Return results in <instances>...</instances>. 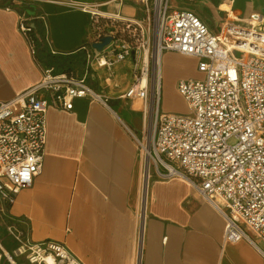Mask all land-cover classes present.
Masks as SVG:
<instances>
[{"label": "crops", "instance_id": "crops-1", "mask_svg": "<svg viewBox=\"0 0 264 264\" xmlns=\"http://www.w3.org/2000/svg\"><path fill=\"white\" fill-rule=\"evenodd\" d=\"M10 1L39 10L53 53L85 52L86 64H74L71 74L85 75L96 91L109 98V106L88 98L75 99L73 109L50 106L42 170L12 202H3L6 215L32 241L64 242L85 264H264V253L249 239L224 242L225 218L188 179L161 175L152 164L148 172L137 135L147 128L151 141L153 103L139 100L144 106L138 108L137 99L123 97L133 82V60L108 67L87 59L88 52L95 54L97 49L91 10L102 15L99 23L104 25L108 18L146 25L143 4L136 0H0V102L39 85L48 67L36 58L32 32L34 51L21 30V19L27 18L28 23L31 18ZM179 1L174 4L191 8ZM232 4L239 9L264 8H255L251 0L229 1ZM83 5L92 9L85 10ZM77 69L80 74L75 73ZM161 71L170 87L162 110L187 113L176 86L180 79L202 76L198 59L164 52Z\"/></svg>", "mask_w": 264, "mask_h": 264}, {"label": "built area", "instance_id": "built-area-1", "mask_svg": "<svg viewBox=\"0 0 264 264\" xmlns=\"http://www.w3.org/2000/svg\"><path fill=\"white\" fill-rule=\"evenodd\" d=\"M136 2L147 11L146 25L118 18H108L104 25L99 23L102 15L91 10L95 41L105 36L112 40L103 50L95 49L99 54L88 52V61L109 67L133 60V82L123 97L153 103L154 160L149 165L161 175L184 177L198 189L225 218V243L246 238L264 253V8L239 9L232 4L203 16L174 0ZM82 8L89 10L90 5ZM26 21L21 19V30L34 51L32 27ZM171 51L197 58L202 73L177 82L187 113L161 108V59ZM77 98L109 106V98L85 75L56 72L53 67L44 68L36 87L0 102L3 202H12L42 170L50 106L73 109ZM5 216L18 244L7 250L0 242V264H85L64 242L32 241Z\"/></svg>", "mask_w": 264, "mask_h": 264}, {"label": "trees", "instance_id": "trees-1", "mask_svg": "<svg viewBox=\"0 0 264 264\" xmlns=\"http://www.w3.org/2000/svg\"><path fill=\"white\" fill-rule=\"evenodd\" d=\"M9 4L18 9L21 14L31 18L28 23L32 27V36L36 42V58L40 62L48 67H53L56 72L63 70L69 74L72 73L74 64H80L81 66L86 64L85 52H79L75 55H59L50 50L43 33V24L38 18L39 10L35 6L31 4H18L12 1Z\"/></svg>", "mask_w": 264, "mask_h": 264}, {"label": "rangeland", "instance_id": "rangeland-1", "mask_svg": "<svg viewBox=\"0 0 264 264\" xmlns=\"http://www.w3.org/2000/svg\"><path fill=\"white\" fill-rule=\"evenodd\" d=\"M183 1V2H182ZM222 1L224 0H194L193 2L191 1H185V0H181L179 1L182 5H187V6H191V7H195L197 9V11L201 14V15H207V16H211L210 15V11L215 10L217 7V5H219ZM231 1V0H229ZM239 3H246L247 0H236ZM254 1V3H253ZM251 3L253 4V6L255 8H259V7H264V0H251ZM211 22L213 23L214 21L211 20ZM76 74H80V70H76L75 71ZM90 82L93 84L94 83V79H89ZM168 89H170V87H168L167 84V79H165V77L162 79V109H164V105H165V98L167 96V92ZM171 95V94H169ZM135 107H141L143 108V102L142 101H135ZM182 107H184L183 102H182ZM185 108V107H184ZM149 130H147V128L145 129L144 133L138 134L137 137L141 140H143V142L145 141H149V145L150 143V136L148 133ZM144 142V143H145ZM151 148V146H150ZM10 220L5 216V212L3 209V201L0 199V242L3 245L4 248H6L7 250H11L12 248H14L18 243L11 237L9 230H8V225L10 224ZM261 247L264 248V245L261 244Z\"/></svg>", "mask_w": 264, "mask_h": 264}, {"label": "bare ground", "instance_id": "bare-ground-1", "mask_svg": "<svg viewBox=\"0 0 264 264\" xmlns=\"http://www.w3.org/2000/svg\"><path fill=\"white\" fill-rule=\"evenodd\" d=\"M221 8L220 9H229L230 8V5H229V0H224L222 1L221 3ZM160 70H161V67H160ZM161 74H162V71H161ZM139 108V107H138ZM140 143H141V146L142 148L144 149V151L147 153V160H148V164H147V170L148 172L150 173L151 169H150V166H149V161H153L154 158L152 157L151 155V150H150V145H149V141L144 143L143 141L140 140ZM256 251L259 252L258 249H256ZM259 262V261H258ZM258 262H256L255 264H259Z\"/></svg>", "mask_w": 264, "mask_h": 264}, {"label": "water", "instance_id": "water-1", "mask_svg": "<svg viewBox=\"0 0 264 264\" xmlns=\"http://www.w3.org/2000/svg\"><path fill=\"white\" fill-rule=\"evenodd\" d=\"M112 40L111 36H105L101 39V41L99 42H95L93 45L95 48H97L98 50H102L105 46H107ZM147 173V170H146ZM145 206V204H144Z\"/></svg>", "mask_w": 264, "mask_h": 264}]
</instances>
